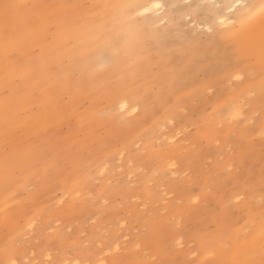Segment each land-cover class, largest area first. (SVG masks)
Masks as SVG:
<instances>
[{
	"label": "rangeland",
	"instance_id": "rangeland-1",
	"mask_svg": "<svg viewBox=\"0 0 264 264\" xmlns=\"http://www.w3.org/2000/svg\"><path fill=\"white\" fill-rule=\"evenodd\" d=\"M151 1L0 0V264L264 261V0Z\"/></svg>",
	"mask_w": 264,
	"mask_h": 264
},
{
	"label": "bare ground",
	"instance_id": "bare-ground-1",
	"mask_svg": "<svg viewBox=\"0 0 264 264\" xmlns=\"http://www.w3.org/2000/svg\"><path fill=\"white\" fill-rule=\"evenodd\" d=\"M159 6H160V3H159L158 0H152L150 2V5H149L150 8H154V9L158 8ZM221 19H223V17ZM96 45H97V43L92 44L93 48L91 50H88V51H87V49H85L87 47V44L81 45V47H80V49L78 50V53H77V54H80L79 57H78L79 66L82 63H87V64L89 63V64H92V65L96 64L95 58L97 57V54H98L96 52V50L98 49L97 48L98 45L97 46ZM94 46H96V47H94ZM119 57H121V55ZM115 61H116V59H115ZM121 107L122 108H126L127 107V103L123 101L121 103Z\"/></svg>",
	"mask_w": 264,
	"mask_h": 264
},
{
	"label": "snow or ice",
	"instance_id": "snow-or-ice-1",
	"mask_svg": "<svg viewBox=\"0 0 264 264\" xmlns=\"http://www.w3.org/2000/svg\"><path fill=\"white\" fill-rule=\"evenodd\" d=\"M7 7V6H6ZM261 264H264V261H261Z\"/></svg>",
	"mask_w": 264,
	"mask_h": 264
}]
</instances>
